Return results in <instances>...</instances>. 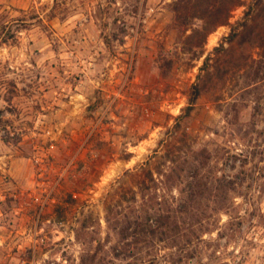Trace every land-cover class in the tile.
<instances>
[{
    "label": "rangeland",
    "instance_id": "obj_1",
    "mask_svg": "<svg viewBox=\"0 0 264 264\" xmlns=\"http://www.w3.org/2000/svg\"><path fill=\"white\" fill-rule=\"evenodd\" d=\"M176 1L0 0V264H264V0Z\"/></svg>",
    "mask_w": 264,
    "mask_h": 264
},
{
    "label": "trees",
    "instance_id": "obj_2",
    "mask_svg": "<svg viewBox=\"0 0 264 264\" xmlns=\"http://www.w3.org/2000/svg\"><path fill=\"white\" fill-rule=\"evenodd\" d=\"M239 3L240 0H177L174 4V12L178 15V22L183 25H186V23L192 20L202 22V27L195 29L189 37H199L200 44H202L206 36L213 29L228 23L231 10L238 6ZM181 11H185L188 14H182ZM200 91L201 89L197 85H194L189 106L186 108L187 112H190ZM154 218L157 223L155 229H151L147 224H145L146 228H142V233H146L150 237L155 236L157 233L163 234V232L157 231L161 230L163 225H168L169 221H174V210H171L166 205L165 213L155 214Z\"/></svg>",
    "mask_w": 264,
    "mask_h": 264
}]
</instances>
